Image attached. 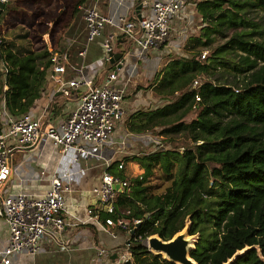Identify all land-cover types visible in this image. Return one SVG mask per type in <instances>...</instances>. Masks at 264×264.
<instances>
[{
  "label": "trees",
  "instance_id": "1",
  "mask_svg": "<svg viewBox=\"0 0 264 264\" xmlns=\"http://www.w3.org/2000/svg\"><path fill=\"white\" fill-rule=\"evenodd\" d=\"M192 1L198 33L186 38L184 51L167 55L147 86L157 104L135 111L128 124L165 147L124 159L135 161L140 175L115 171L119 162L108 168L126 187L116 193L114 213L102 218L128 220L135 229L126 237V259L110 264H173L143 240L170 239L187 217L199 264H223L246 246H258L263 259L253 249L232 264H264V0ZM16 9L15 0H0V26ZM50 57L22 26L0 34V128L3 109L10 118L37 109ZM64 110L55 103L53 116ZM156 171L169 182L161 194L148 184ZM135 219L141 223L134 226Z\"/></svg>",
  "mask_w": 264,
  "mask_h": 264
},
{
  "label": "crops",
  "instance_id": "2",
  "mask_svg": "<svg viewBox=\"0 0 264 264\" xmlns=\"http://www.w3.org/2000/svg\"><path fill=\"white\" fill-rule=\"evenodd\" d=\"M147 1L151 3L154 0ZM77 2L78 0H15L18 10L10 11L5 16L0 26V34L7 35L18 26L29 30L31 38L32 31L38 32V35L41 36L38 39L41 44H35V40H32L33 47H46L49 50L52 48L61 55L66 66V72L61 77L65 80L85 77L100 85L106 82L110 72L115 71L116 79L113 84H120L126 90L123 100L125 121L121 124L123 126H118L119 138L115 140L113 137L110 138L105 143L107 150L103 148L101 152L89 151L85 156L82 155L84 153L79 154L75 150L56 153L53 145L48 151H45L47 142L42 145L43 137L38 138L34 144L28 146L30 151H23L19 149L20 147L10 150L8 157L12 166V173L6 187L10 194L15 195L12 186L17 184L18 186H25L26 194L40 196L49 189L51 179L54 177L60 178L68 188L64 194L65 207L62 212L67 223L64 235L59 238L47 236L36 256L29 257L20 254L13 259L12 264H47V260L51 263L52 259L49 256L55 253H57L59 260L65 261L63 264H110L116 256L119 257L126 251L127 235L104 223L105 219L101 215L104 208L100 206L92 190L96 187V185L94 186L95 182L101 180L102 174L108 171V168L114 162L123 164L126 176H137L142 173V169L135 161H125L124 159L141 153L143 147L148 148L150 141L152 142V135L134 134L128 130V124L135 111L147 108L146 95L148 92L151 95L153 94L147 86L152 82L154 73L150 75L148 69L143 71V68H145L144 62L139 63L136 61L128 75L125 67L126 60L120 59L116 68L107 63L105 52H103L104 43L103 49L101 44L106 41L109 34L115 31V28L106 25L102 30L103 34L99 35L100 38L88 42L83 10L79 6L74 10ZM193 2L190 0L189 4L182 8L171 20L169 38L161 47L164 51L166 50V54L180 52L182 42L189 33V26L194 17L197 16ZM142 3L143 0H87L85 6H96L100 13L107 15L116 25L120 17L140 19L151 15L149 5L146 6ZM25 9L29 13H24ZM62 9H64V12L61 18L58 19L57 14ZM20 11L22 15L19 14ZM42 19H45V21ZM36 24L44 28L32 29L31 27ZM52 24L61 29L59 31L60 35L56 39H53ZM46 31L48 32L46 33ZM50 32L53 34L51 41L48 37ZM172 37L177 38L172 43L167 44ZM119 40L125 42L123 47L129 49V56H136L134 51L136 46L129 44L124 38ZM86 44H88L87 52L85 56L81 57L79 52ZM99 54H102V56ZM134 68L139 72L134 74ZM147 75L152 79L144 85L143 89L146 90L137 91L138 93L141 92V96H137L138 93L136 92L135 97L129 100L127 95L131 88L136 85V82H142L143 77L145 78ZM57 88V82L51 78L48 71L47 82L36 109L38 112L43 111L50 101L56 103V100L61 101L62 106L67 105L64 107L65 109L68 106L76 107L79 103L80 94L84 91L82 87L76 89L72 103L68 104L58 94ZM134 102H137L136 105H133ZM122 128L124 129L123 133ZM114 170H117V166ZM88 210H92V213H88ZM119 235H123L124 238L121 243L118 238ZM115 240L116 244H114ZM6 243L7 224L4 217L0 216V247L5 246ZM100 248H103L108 255L98 257Z\"/></svg>",
  "mask_w": 264,
  "mask_h": 264
},
{
  "label": "built area",
  "instance_id": "3",
  "mask_svg": "<svg viewBox=\"0 0 264 264\" xmlns=\"http://www.w3.org/2000/svg\"><path fill=\"white\" fill-rule=\"evenodd\" d=\"M189 2L190 0H154L149 3L143 0L142 4L151 8V15L140 19L120 17L116 25L107 15L100 13L96 6L86 7L84 3L79 8L84 13L88 42L101 35L106 25L115 28L104 42L105 61L112 64V52H117L120 38L141 51L160 49L169 38L171 20ZM48 37L51 41L50 34ZM87 45L79 52L81 57L85 56ZM50 51L49 73L58 84V94L71 104L76 89L82 87L84 91L80 94L76 107L68 106L62 114L55 117L52 112L55 101H50L41 112L34 110L18 118L8 117L3 109L5 118L0 128V216L4 217L7 224V243L0 247V264H12L13 259L20 254L36 255L47 236L62 237L67 227L62 212L65 207L64 194L68 188L60 178H52L51 186L40 196L26 193L12 195L7 191L8 179L12 173L8 157L10 150L31 146L38 138L46 136L59 148L60 153L69 150H75L79 154L86 153L81 141L102 145L112 136L116 123L125 117L123 100L126 90L113 84L116 79L115 71L110 72L106 82L100 85L85 77L65 80L61 77L66 72L61 55L52 48ZM118 62L119 60L112 65L116 68ZM196 85L197 81L193 86ZM195 99L199 101L200 97L196 95ZM117 169H123L121 162ZM116 185L124 189L126 182L106 171L102 174L99 185L92 190L107 214L114 213L113 204L118 192ZM88 213H92V210H88ZM104 223L123 230L126 235H131L133 230L131 226L128 227L129 221L124 219L113 221L109 217ZM133 223L135 226L141 221L135 219ZM107 255L103 248L98 250V257ZM119 259L125 260L126 255L121 254Z\"/></svg>",
  "mask_w": 264,
  "mask_h": 264
},
{
  "label": "rangeland",
  "instance_id": "4",
  "mask_svg": "<svg viewBox=\"0 0 264 264\" xmlns=\"http://www.w3.org/2000/svg\"><path fill=\"white\" fill-rule=\"evenodd\" d=\"M16 10H18V7H17ZM23 12L26 13V14L29 13L27 9H25ZM63 12H64V9H62L61 12H59L57 14L58 15V19L61 18V15L63 14ZM20 13H21V11L19 12V14ZM20 15H22V14H20ZM42 20L45 21V19H42ZM199 22H200L199 17L198 16L194 17L193 22L189 26V33L186 35L185 40H186V38L191 33H193V32L194 33H198V30H199V28H198ZM57 27H58L57 25L52 24L51 29L54 30L53 31L54 32V38H53L52 32H50V35H51V38H53V39H56L58 37V35H60V32L59 31L61 29L60 28H57ZM31 28L32 29L33 28H36L37 30H39V28H44V27L43 26H40L39 24H36V25H33V27H31ZM47 32L48 31H46V33ZM186 32H188V31L186 30ZM102 34H103V31H102ZM31 36H32V40H35V44H41L40 41L38 40L39 37H41L40 35H38V32L32 31ZM98 38H100V36H97L94 39L97 40ZM176 38L177 37H172V39L167 44L172 43L173 41H175ZM185 40L182 42L183 44L181 45L180 52L184 51L183 47H184V44H185ZM103 43L104 42H102V44H101V48L102 49H103ZM134 51L136 53V56L131 55V56H128L127 59H125L126 60L125 67H126V73H127V75H128V72H131V70L133 68V64L136 63V61L139 62V63H141V62L143 63L144 62L143 65H144L145 68H143V71H145V70L148 69V70H150V72H149L150 75L153 74V73L155 74L156 73V69H159V68H161L163 66V63L165 62L166 57L168 55V54H166V50L164 51L163 48H160V49L151 48L150 51H147L146 52V51H141L140 48L136 47V49ZM103 52H105V48L103 49ZM140 52H141V54H140ZM99 55L102 56V54H99ZM134 70H135V73L134 74H136V73L139 72V70H137L136 68H134ZM151 79H152V77L150 78L147 75L145 78L143 77L142 82L141 81L136 82V85L131 88V91L127 95L129 97L128 99L130 100L132 97H135V93L137 91H139V90H146V89H143L144 88V85L147 84L148 82H150ZM115 86H117V87H123L120 84L119 85H115ZM127 93H128V91H127ZM140 93H138L137 96H141ZM146 98H147L146 101L148 102V106L146 105L147 108H149L151 105L157 104V97H155L154 94L151 95V93L148 92V94L146 95ZM126 99H127V97H126ZM136 103L137 102H134L133 105H136ZM60 105H61V101L56 100V106L59 107ZM66 106L67 105H65L64 107H66ZM124 118L116 123L115 128H114V131H113V134H112V136L110 138L113 137L114 140L119 138L118 126L121 125L125 121ZM121 126H123V125H121ZM123 132H124V129L122 128V133ZM150 135H152V137H151L152 138L151 139L152 142L150 141L148 148L143 147V150L141 151V153L142 152H149V151H151L152 149H154L156 147H162V146L165 147V145H164V143H163V141H162L161 138H159V137L156 138L155 137L156 138L155 139L154 138V135H156V134H150ZM153 139H154V141H153ZM46 142H47V145H46L45 151H48L51 148V146L53 145V147L56 149V153H58V152L60 153L59 148L53 144L52 140L45 136L42 139V145H44ZM105 143H103L102 145H98L95 142L81 141L82 146L87 150V153H84L82 155L85 156L86 154H88L89 151L101 152L103 148L105 150H107V145ZM157 143H158V145H157ZM99 183H100V180H98L97 182H95L94 186L95 185L96 186L99 185ZM148 184L151 186L152 192L154 194H161V193H163L165 191L166 187L169 185V182L166 181L164 178H162L161 173L159 171H156V173L150 178V181H149ZM50 186H51V183H50ZM12 191H13V193L16 194V193H19V192H25L26 191V188H25V186H18L17 184H13ZM25 193H27V192H25ZM121 236L120 235L118 236V238L120 240V243L124 241L123 235H121ZM114 244H116V240L114 241ZM24 255H27L29 257L36 256V255H28V254H24ZM49 257L52 259V262L50 263L49 260H47V264L48 263L49 264H63L65 262V261L59 260V257L57 256V253L52 254Z\"/></svg>",
  "mask_w": 264,
  "mask_h": 264
},
{
  "label": "water",
  "instance_id": "5",
  "mask_svg": "<svg viewBox=\"0 0 264 264\" xmlns=\"http://www.w3.org/2000/svg\"><path fill=\"white\" fill-rule=\"evenodd\" d=\"M117 52H112L113 59L110 61L112 64L122 59L125 60L129 56V49L123 47L121 40L118 41ZM23 151H30V148L20 147ZM115 188L121 191L122 188L116 185ZM191 221L190 217H187L184 228L174 234L170 239L164 240L158 235H151L143 240V244L149 249V251L162 255L167 261L173 264H199L192 256L191 252L195 248L198 236L190 233ZM133 229L130 234H134ZM256 249L259 258L263 259L262 253L258 246H246L245 248L236 251L230 258L223 264H232L246 251ZM114 259V257H113Z\"/></svg>",
  "mask_w": 264,
  "mask_h": 264
}]
</instances>
